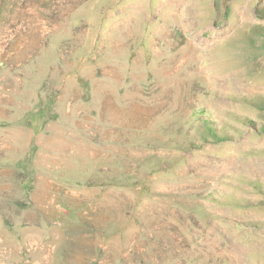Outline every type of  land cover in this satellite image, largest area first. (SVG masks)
Here are the masks:
<instances>
[{
  "label": "rangeland",
  "instance_id": "1",
  "mask_svg": "<svg viewBox=\"0 0 264 264\" xmlns=\"http://www.w3.org/2000/svg\"><path fill=\"white\" fill-rule=\"evenodd\" d=\"M0 264H264V0H0Z\"/></svg>",
  "mask_w": 264,
  "mask_h": 264
},
{
  "label": "trees",
  "instance_id": "2",
  "mask_svg": "<svg viewBox=\"0 0 264 264\" xmlns=\"http://www.w3.org/2000/svg\"><path fill=\"white\" fill-rule=\"evenodd\" d=\"M81 81H82V79H81ZM48 95L49 96H48V99L46 101H41V100L37 101L33 105V107L27 112V115L23 116L21 118L22 121H23V124L25 126H30L29 115L32 114V113L39 115L42 118V121L44 123H46L47 121H49L51 119V117L53 116V113L48 108V106H49L50 103H52L54 101L55 94L49 93ZM18 162H20V161H18Z\"/></svg>",
  "mask_w": 264,
  "mask_h": 264
}]
</instances>
